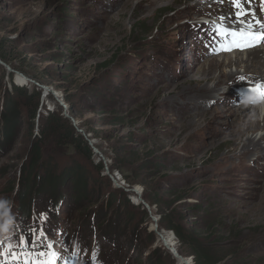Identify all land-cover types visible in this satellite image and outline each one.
Here are the masks:
<instances>
[{
    "label": "rangeland",
    "instance_id": "rangeland-1",
    "mask_svg": "<svg viewBox=\"0 0 264 264\" xmlns=\"http://www.w3.org/2000/svg\"><path fill=\"white\" fill-rule=\"evenodd\" d=\"M158 1L0 0V41H6L14 66L0 61L3 69L14 71L13 79H7L0 70V237L28 236L30 226L43 228L57 251L79 252L78 258L65 254L57 264H157L168 259L179 264L171 244L194 264L193 256L179 253L173 232L158 229V218L145 201L147 193H157L161 207H169L186 223H202L207 210L217 215V220L206 217L232 231L230 243L235 239L247 247L246 264L264 258V152L249 154L235 140L234 123L242 113L230 117L225 111L237 109L235 92L216 95L214 104L200 108L204 117H197L196 102L190 100L193 91L182 77L206 67L203 60L210 58L221 37L216 25L223 26L215 14L231 15L235 9L207 0ZM226 71L244 74L245 68L231 66ZM12 83L27 96L39 93L40 99L37 106L33 101L29 117L24 107L30 99L21 101L16 139L9 143L11 139L1 134V114L7 92L15 101ZM177 87L178 92L169 95ZM227 88L219 93H228ZM43 94L48 96L42 99ZM65 99L72 102L76 118L69 115ZM259 100L264 109V98ZM54 113L69 117L89 142L95 153L91 161H83L63 133L58 141L41 140L47 161L35 165L31 149L40 136L39 125ZM263 118L261 111V126ZM191 120L197 124L191 125ZM263 133L258 130L252 137ZM96 145L108 156L115 151L119 171L112 173L111 161ZM101 160L105 172L98 176L95 165ZM49 161L56 164V187L36 195ZM81 163L89 184L97 186L88 200H77L69 189L70 176H62ZM29 171L35 175L32 189ZM109 195L134 205L113 206ZM133 215L141 221L135 232L129 219Z\"/></svg>",
    "mask_w": 264,
    "mask_h": 264
},
{
    "label": "trees",
    "instance_id": "trees-1",
    "mask_svg": "<svg viewBox=\"0 0 264 264\" xmlns=\"http://www.w3.org/2000/svg\"><path fill=\"white\" fill-rule=\"evenodd\" d=\"M6 42V41H5ZM4 41H0V60L8 64L9 66H13V63L10 61V55L11 51L4 47L5 44ZM14 67V66H13ZM12 67V68H13ZM20 68V67H19ZM2 69L3 75L7 77V79H13L12 74L8 72L6 69H3L0 66V70ZM12 87L15 90V95L13 97L14 100H11L10 94L7 92V98L5 99V105L3 108V114H1L3 122V131L1 134L4 136L6 135V138L11 141L9 143H12L13 140H15V136L17 134L16 126L19 124V118H20V103L25 98L30 99V102L26 103L24 109L28 107L25 111V114L27 117L29 115L31 116L32 113V104L33 101L36 104H39L40 94L34 92L33 95L27 96L26 93H23L22 87L15 86L12 83ZM92 93L94 91L92 90ZM65 105L68 107V113L71 117L76 118V110L74 109L72 102L68 99L64 100ZM36 109V108H35ZM35 114L32 115V119H34ZM39 137H36V141H34V144L31 149V159L32 161L36 162L35 165H39V163L47 161L46 159H43L42 151L40 149L41 146V140L46 139L48 137H52L56 141L61 140L63 138V133L66 134L67 137L70 138V143L74 146V148L77 150L79 157L83 161H91L92 157L95 156V153L93 149H91L89 142L84 139V137L76 132V129L73 127L71 121L63 117L62 114H49V117L46 121L43 119L41 120V125H39ZM42 127V130H41ZM34 127H32L31 133H33ZM86 132V131H85ZM89 137L92 139V133L86 132ZM96 148L106 157L107 160L111 161L109 165V169L113 171L112 173L119 171L120 169L117 167H114L115 162L113 159V156L115 154V151L111 149V156H108L106 153L102 151V149L96 145ZM8 151V149H5ZM145 166H147L146 161L143 163ZM46 171L45 176L41 177L39 179L38 187L35 191L36 195L42 192H49L50 190H53V187H56L57 179L59 177L56 176L55 170H56V164L52 161H49L46 165ZM105 172V165L103 161H99L95 165V172L96 175H101ZM34 175L32 171H29L28 173V184L31 183V189L34 188L35 179L33 180L31 177ZM88 172L83 167V163L81 164H74L70 168V170L66 171L62 174V176H70V192L73 194V196L78 200H88V193L93 194L92 192L97 191L96 184L90 185L88 181ZM35 177V175H34ZM128 181V180H127ZM129 182V181H128ZM110 186V181L108 183ZM142 185L145 184L142 183ZM120 190H117L116 193L120 195L122 198L124 195ZM32 190L29 191L30 194H32ZM119 192V193H118ZM145 193V189H144ZM143 193V195H144ZM109 201L113 202V206L115 204L118 205V203H123L122 205L127 208V204H131V200H127V203L119 200L118 198L113 199L112 195H109ZM147 197V198H146ZM146 202L151 206L153 215H155L158 218V229L160 232L162 231H171L175 234L178 242H179V253L186 254L193 256V263L194 264H246V258L245 256V249L247 248L243 243H239L234 239L233 243H230V240H232V231L226 232L225 230L228 229L226 227L224 229L225 224L221 225L218 223H214V218L216 217V220L219 218L217 215H213L209 210H207L204 214V217L201 216L202 223H186L184 220L179 216L176 215L174 211H171V209H164L162 208L161 199L159 198V195L157 193L148 194L145 195ZM116 200V202H115ZM131 201V202H130ZM133 204V203H132ZM134 205V204H133ZM155 207V209H154ZM123 209V207H120ZM129 210L125 212V215H128ZM143 217L147 218L148 213L145 211L142 212ZM206 216L214 217L212 221L208 220ZM129 218V217H128ZM130 222L133 223L131 225V228L136 231V228L138 227V224H141V221H136L137 218L134 219V215L132 218H129ZM137 222V225H136ZM214 227H217L218 229H215ZM163 233V232H162ZM227 236V238H225ZM227 241H229L227 243ZM233 248L231 249L230 247ZM251 254V253H249ZM171 260L172 264H174L172 259H168L165 263L160 262L157 264H167ZM257 262L255 264H264V258L257 259Z\"/></svg>",
    "mask_w": 264,
    "mask_h": 264
},
{
    "label": "bare ground",
    "instance_id": "bare-ground-1",
    "mask_svg": "<svg viewBox=\"0 0 264 264\" xmlns=\"http://www.w3.org/2000/svg\"><path fill=\"white\" fill-rule=\"evenodd\" d=\"M206 2H208V4L219 3L220 5H223L225 9H226L225 5L229 4L227 0H224L223 3L218 2V0H207ZM244 8L250 13L254 12L255 18H258L261 21H264V11H262L261 0H251L250 3H249V0H244ZM215 15L217 16V18H219L221 15H227L228 18L223 20V26L232 25L233 30H237V31L240 30L241 25L235 19V10H233L231 15L228 13H224V14L217 13ZM245 19L253 20L254 18L253 16L249 15ZM230 40H231V37H228L227 39H225L222 37L219 38L218 36V39H216L217 42L213 44L211 48V51L213 52L212 55L210 56V58H205L203 60L205 61L206 67L198 66L195 68V70L190 71L188 73L189 75L188 74H186L185 76L182 75V77H184L183 79L184 83L189 85L193 91L192 99L190 100H194V102H196V106H195L196 116L201 113L200 108H202V106L206 105L209 102L213 103V101H216V95L218 94L219 95H222V94L230 95V93L235 92L237 95V99L235 103L237 109L233 110V109L226 108L227 110H225L226 112H229L230 117H236V114L242 113L241 119L240 120L239 118L236 119L234 123L235 125L234 130L237 134L235 136V140H237L238 143L243 144L244 145V147L242 146L243 150L249 154H250V151L251 152H254V151L264 152V133L258 138L252 137V135L256 131L258 130L264 131V125L261 126V120L259 119V115L261 111H264V109L259 103L260 101L259 97L255 96V93L250 91V89L254 88L257 83H260V84L264 83V47L261 48L260 45L258 44L256 47L247 48L243 51L238 50V49L232 50V51H222L221 45ZM231 66L244 67L245 73L241 74L239 72H236V73L227 72L226 69ZM17 75L19 76L17 81L21 82L22 75H19V74ZM241 77H244L245 79L241 80L240 79ZM211 83H213L214 86L213 85L210 86L209 84ZM194 85L198 86L197 90H199L200 92L194 91L195 90ZM224 86L228 87L227 89L229 91L228 93L222 92L220 94L219 92L222 90V88L224 89ZM178 87L175 89H170L168 91L169 95H172L173 93L174 94L177 93L178 90L180 89ZM253 98H255L256 102H250L253 100ZM190 122H191V125L197 124V120H191ZM262 122H264V118ZM250 132L252 133L249 134ZM136 192L139 193L138 191ZM139 200L140 201L142 200L140 195H139ZM169 246L172 247V244Z\"/></svg>",
    "mask_w": 264,
    "mask_h": 264
},
{
    "label": "snow or ice",
    "instance_id": "snow-or-ice-1",
    "mask_svg": "<svg viewBox=\"0 0 264 264\" xmlns=\"http://www.w3.org/2000/svg\"><path fill=\"white\" fill-rule=\"evenodd\" d=\"M223 3L224 0H218ZM235 9V19L241 25L240 30H233L232 25H216V31L225 39L231 37L230 41L221 45L222 51L245 50L256 47L260 42H264V21L255 18V13L248 12L244 8V0H227ZM251 0H249V3ZM262 11H264V0H261ZM249 15L253 20H246ZM227 15H221V21L227 19ZM258 29V30H257ZM244 80V77L240 78ZM251 92L264 98V84L257 83ZM46 219V217H45ZM27 231L28 236L22 233L17 236L9 235L0 237V264H57L58 260L65 259V254L79 257V252H69L68 249L57 251L53 241L50 240L43 228L37 229L30 226ZM16 241V242H14ZM58 243V242H57Z\"/></svg>",
    "mask_w": 264,
    "mask_h": 264
},
{
    "label": "water",
    "instance_id": "water-1",
    "mask_svg": "<svg viewBox=\"0 0 264 264\" xmlns=\"http://www.w3.org/2000/svg\"><path fill=\"white\" fill-rule=\"evenodd\" d=\"M0 61H1V60H0ZM6 67H7V69H8L9 72L14 73V71H13L9 66H6ZM42 89L47 90V91H46L47 94H48V93H51L52 95H56L55 92H54L52 89H49V88H42ZM63 107H64V109L67 111V108H66L65 106H63ZM68 118H69V117H68ZM73 123H74V122H73ZM74 126H76V124H74ZM94 149H95V148H94ZM107 171H109L108 167H107ZM146 205H147V204H146ZM147 206H148V205H147ZM148 207H149V206H148ZM171 250H172L173 255L178 259L179 264H191V262H190L189 260H187V259L181 257V256L176 252V250H175L174 247H171Z\"/></svg>",
    "mask_w": 264,
    "mask_h": 264
},
{
    "label": "clouds",
    "instance_id": "clouds-1",
    "mask_svg": "<svg viewBox=\"0 0 264 264\" xmlns=\"http://www.w3.org/2000/svg\"><path fill=\"white\" fill-rule=\"evenodd\" d=\"M47 96H48L47 94H43V98H42V99L46 98ZM250 102H256V101H255V98H253V100L250 101Z\"/></svg>",
    "mask_w": 264,
    "mask_h": 264
}]
</instances>
